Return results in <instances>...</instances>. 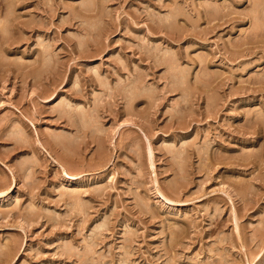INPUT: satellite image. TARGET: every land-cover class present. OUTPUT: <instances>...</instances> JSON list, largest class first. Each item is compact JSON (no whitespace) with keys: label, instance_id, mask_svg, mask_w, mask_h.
<instances>
[{"label":"rangeland","instance_id":"obj_1","mask_svg":"<svg viewBox=\"0 0 264 264\" xmlns=\"http://www.w3.org/2000/svg\"><path fill=\"white\" fill-rule=\"evenodd\" d=\"M0 264H264V0H0Z\"/></svg>","mask_w":264,"mask_h":264}]
</instances>
